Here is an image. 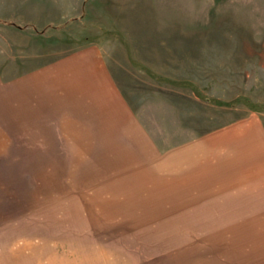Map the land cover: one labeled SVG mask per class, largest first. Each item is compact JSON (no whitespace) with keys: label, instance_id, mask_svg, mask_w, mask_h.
Listing matches in <instances>:
<instances>
[{"label":"rangeland","instance_id":"obj_1","mask_svg":"<svg viewBox=\"0 0 264 264\" xmlns=\"http://www.w3.org/2000/svg\"><path fill=\"white\" fill-rule=\"evenodd\" d=\"M0 111V264H264V208L183 206L160 174L264 124V0H0Z\"/></svg>","mask_w":264,"mask_h":264},{"label":"crops","instance_id":"obj_2","mask_svg":"<svg viewBox=\"0 0 264 264\" xmlns=\"http://www.w3.org/2000/svg\"><path fill=\"white\" fill-rule=\"evenodd\" d=\"M101 100L99 104L104 108L105 99ZM37 101L33 104L39 106ZM26 103L19 105L17 119L31 118L32 113L41 111L32 105L25 109ZM107 108L120 111V100H117L116 107L110 103ZM122 113L128 115L125 108ZM0 117L6 118L7 115L0 111ZM85 150L88 149L81 151ZM160 174L167 179L176 177L183 199L188 200L182 203L183 206L205 208L213 205L246 209L229 211L234 214L263 213L258 208H264V124L258 118H240L184 140L176 148L162 152ZM198 199L203 202L198 203Z\"/></svg>","mask_w":264,"mask_h":264}]
</instances>
